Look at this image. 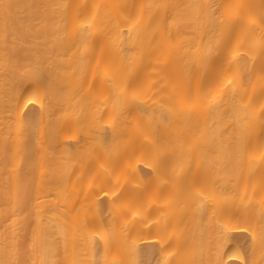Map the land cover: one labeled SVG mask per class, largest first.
Segmentation results:
<instances>
[{
    "label": "bare ground",
    "instance_id": "6f19581e",
    "mask_svg": "<svg viewBox=\"0 0 264 264\" xmlns=\"http://www.w3.org/2000/svg\"><path fill=\"white\" fill-rule=\"evenodd\" d=\"M0 264H264V0H0Z\"/></svg>",
    "mask_w": 264,
    "mask_h": 264
}]
</instances>
